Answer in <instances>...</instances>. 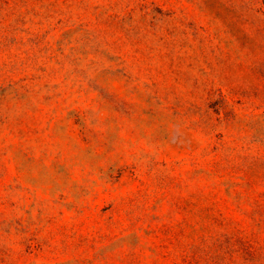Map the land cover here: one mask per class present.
<instances>
[{"label": "rangeland", "instance_id": "374dc122", "mask_svg": "<svg viewBox=\"0 0 264 264\" xmlns=\"http://www.w3.org/2000/svg\"><path fill=\"white\" fill-rule=\"evenodd\" d=\"M0 264H264V0H0Z\"/></svg>", "mask_w": 264, "mask_h": 264}]
</instances>
